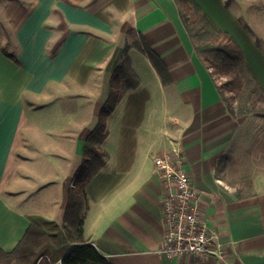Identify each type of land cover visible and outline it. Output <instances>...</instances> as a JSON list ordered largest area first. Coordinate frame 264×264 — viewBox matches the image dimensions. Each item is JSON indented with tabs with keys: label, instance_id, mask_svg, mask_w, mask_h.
<instances>
[{
	"label": "crops",
	"instance_id": "0c3cea01",
	"mask_svg": "<svg viewBox=\"0 0 264 264\" xmlns=\"http://www.w3.org/2000/svg\"><path fill=\"white\" fill-rule=\"evenodd\" d=\"M195 1L264 89V0ZM140 35L171 82L128 50L140 85L107 119V162L86 185L85 238L112 264H264V115L231 114L177 0H0V248L12 250L33 218L63 223L109 76ZM175 145L222 258L157 252L166 188L154 159Z\"/></svg>",
	"mask_w": 264,
	"mask_h": 264
},
{
	"label": "trees",
	"instance_id": "16d2710c",
	"mask_svg": "<svg viewBox=\"0 0 264 264\" xmlns=\"http://www.w3.org/2000/svg\"><path fill=\"white\" fill-rule=\"evenodd\" d=\"M177 2L194 48L211 68L231 114L235 117L249 113L264 115L259 109V105L264 104V89L247 67L245 55L234 37L220 29L195 0ZM131 47L149 57L163 84L171 82L167 68L142 35L131 44H125L121 58L109 76L108 92L98 111L96 124L85 137L82 160L67 190L63 223L59 226L42 218L31 219L25 234L12 250L0 248V264H41L42 260L44 264H112L84 236L83 224L88 208L86 185L107 162L108 154L101 145L108 135L109 115L127 91L140 85L128 55ZM48 224L52 229L46 227Z\"/></svg>",
	"mask_w": 264,
	"mask_h": 264
},
{
	"label": "built area",
	"instance_id": "2783aa9c",
	"mask_svg": "<svg viewBox=\"0 0 264 264\" xmlns=\"http://www.w3.org/2000/svg\"><path fill=\"white\" fill-rule=\"evenodd\" d=\"M182 161L180 145L154 159L166 188L161 202L165 235L157 252L166 259L187 256L222 258L218 234L199 208V193L183 170Z\"/></svg>",
	"mask_w": 264,
	"mask_h": 264
},
{
	"label": "rangeland",
	"instance_id": "374dc122",
	"mask_svg": "<svg viewBox=\"0 0 264 264\" xmlns=\"http://www.w3.org/2000/svg\"><path fill=\"white\" fill-rule=\"evenodd\" d=\"M233 7H235V5H234ZM234 9H236V7H235ZM1 25H2V24H1ZM219 80L221 81L222 78H220ZM225 94H226L227 96H229L230 93H229L228 91H226ZM233 104H235V103H233ZM259 109H260V110H263V112H264V104H260V105H259Z\"/></svg>",
	"mask_w": 264,
	"mask_h": 264
}]
</instances>
